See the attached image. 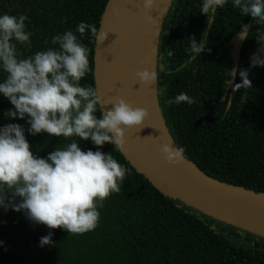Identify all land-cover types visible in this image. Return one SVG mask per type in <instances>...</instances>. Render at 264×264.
I'll return each mask as SVG.
<instances>
[{
	"label": "trees",
	"instance_id": "trees-1",
	"mask_svg": "<svg viewBox=\"0 0 264 264\" xmlns=\"http://www.w3.org/2000/svg\"><path fill=\"white\" fill-rule=\"evenodd\" d=\"M107 0H0V15L29 17L31 49L17 45L24 56L58 47L52 37L68 30L75 32L80 22L97 30ZM202 0H170L161 19L155 85L161 117L175 147L185 149L184 159L207 176L227 184L264 193V66H252L251 57L264 49L257 41L264 25L242 16L232 5L218 8L208 31L205 51L192 63L189 41L199 42L208 27L200 13ZM243 26L248 33L240 51L231 104L226 83L231 61L227 43ZM79 37V33H76ZM94 38L86 29L82 43L90 49L92 71L81 85L94 86ZM167 52L172 55L168 56ZM240 69H249L252 87L238 90ZM5 74L0 72V81ZM95 87V86H94ZM159 89H163L159 93ZM185 92L197 103L167 105L168 99ZM0 94V127L17 123L34 154L46 158L58 146L71 142L46 133L31 135L27 119H10L12 109ZM99 115V113H97ZM77 140L82 150L111 153L129 172L119 193L112 194L102 208L99 226L84 234L51 230V245L40 246L48 235L44 225L32 223L24 212L0 208V264H264V238L213 220L179 201L162 194L129 164L111 144L97 148L90 140Z\"/></svg>",
	"mask_w": 264,
	"mask_h": 264
},
{
	"label": "clouds",
	"instance_id": "clouds-1",
	"mask_svg": "<svg viewBox=\"0 0 264 264\" xmlns=\"http://www.w3.org/2000/svg\"><path fill=\"white\" fill-rule=\"evenodd\" d=\"M228 2L202 0L200 13L207 17L208 27L199 42L194 35L187 39L189 64L201 53L211 51L206 48L208 31L215 22L217 9ZM154 4L155 0L143 2V12L150 23ZM232 5L242 16L264 25V0H232ZM28 19L24 14L0 15V72L5 74L0 81V94L13 106L5 116L27 119V131L33 136L46 133L71 142L41 158L31 150L22 125L9 123L0 127V208L23 211L32 223L46 226L50 231L40 238L43 247L53 243L51 230L63 229L70 234L94 231L101 219L98 209L112 194L121 191L129 172L111 153L84 151L72 138L90 140L98 149L111 144L120 150L125 144V133L141 129L150 114L123 98L109 102L108 107L97 87L81 85L92 71L90 49L82 43L86 29L100 44L107 39L108 32H98L94 25L80 22L75 32L68 30L52 37L51 43L58 47L25 57L17 45L31 49V33L26 31ZM257 41L264 42V32H258ZM251 61L253 67L264 66V49L253 54ZM248 73L249 69L239 70L241 81L235 85L236 90L252 87ZM159 74L154 67L137 71L135 76L141 85H156ZM181 103L191 106L197 101L185 92L166 101L169 106ZM184 152L183 147L169 143L160 147L161 156L172 166L184 160Z\"/></svg>",
	"mask_w": 264,
	"mask_h": 264
},
{
	"label": "water",
	"instance_id": "water-1",
	"mask_svg": "<svg viewBox=\"0 0 264 264\" xmlns=\"http://www.w3.org/2000/svg\"><path fill=\"white\" fill-rule=\"evenodd\" d=\"M134 1L107 0L103 13L100 15L98 32L101 30L108 33L107 39L102 44L94 42L93 78L94 86L98 88L108 107H111L109 102L119 98L127 101L125 93L127 84L124 83L122 74V71H129L124 64L127 60L128 43V37L124 31ZM169 3L170 0H165L161 12L157 13L158 25L153 43L152 68L156 67L161 19L166 14ZM247 33L248 27L243 26L227 43L231 61L230 79L226 83L228 106L231 104L240 51ZM242 34L244 38H241ZM152 87L159 125L166 142L175 147L159 111L156 87L155 85ZM161 145L163 143L143 128H133L125 133V144L119 151L137 173L165 196L213 220L264 238V232L251 228L264 229V193L213 179L199 171L186 159L175 166L169 165L160 154Z\"/></svg>",
	"mask_w": 264,
	"mask_h": 264
},
{
	"label": "bare ground",
	"instance_id": "bare-ground-1",
	"mask_svg": "<svg viewBox=\"0 0 264 264\" xmlns=\"http://www.w3.org/2000/svg\"><path fill=\"white\" fill-rule=\"evenodd\" d=\"M144 0H135L132 4L129 17H127L125 34L128 37L127 60L124 64L129 71H122L128 103L134 107H142L148 110L149 117L145 120L142 128L149 132L161 143H167L159 125L155 113L154 96L152 85H141L135 73L144 68L152 69L153 43L155 30L158 25L157 13L161 12L165 0H155L151 15L152 22H148L143 12ZM153 116V118H152ZM255 230L264 232V229Z\"/></svg>",
	"mask_w": 264,
	"mask_h": 264
}]
</instances>
